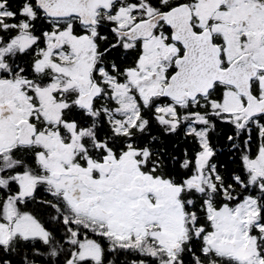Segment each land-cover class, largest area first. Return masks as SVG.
Segmentation results:
<instances>
[{
  "label": "snow or ice",
  "instance_id": "6c2138e0",
  "mask_svg": "<svg viewBox=\"0 0 264 264\" xmlns=\"http://www.w3.org/2000/svg\"><path fill=\"white\" fill-rule=\"evenodd\" d=\"M0 264H264V0H0Z\"/></svg>",
  "mask_w": 264,
  "mask_h": 264
}]
</instances>
